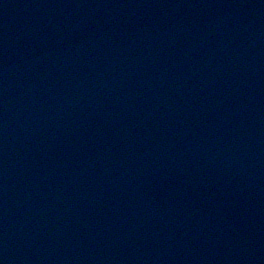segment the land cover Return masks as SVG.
I'll use <instances>...</instances> for the list:
<instances>
[{
    "label": "water",
    "instance_id": "1",
    "mask_svg": "<svg viewBox=\"0 0 264 264\" xmlns=\"http://www.w3.org/2000/svg\"><path fill=\"white\" fill-rule=\"evenodd\" d=\"M0 264H264V0H0Z\"/></svg>",
    "mask_w": 264,
    "mask_h": 264
}]
</instances>
